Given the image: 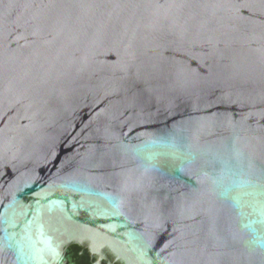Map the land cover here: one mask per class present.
Returning a JSON list of instances; mask_svg holds the SVG:
<instances>
[{
    "label": "water",
    "instance_id": "95a60500",
    "mask_svg": "<svg viewBox=\"0 0 264 264\" xmlns=\"http://www.w3.org/2000/svg\"><path fill=\"white\" fill-rule=\"evenodd\" d=\"M264 264V0H0V264Z\"/></svg>",
    "mask_w": 264,
    "mask_h": 264
},
{
    "label": "flooded vegetation",
    "instance_id": "af4514ba",
    "mask_svg": "<svg viewBox=\"0 0 264 264\" xmlns=\"http://www.w3.org/2000/svg\"><path fill=\"white\" fill-rule=\"evenodd\" d=\"M73 246L70 247V253L74 264H124L107 250H91L87 247Z\"/></svg>",
    "mask_w": 264,
    "mask_h": 264
},
{
    "label": "trees",
    "instance_id": "16d2710c",
    "mask_svg": "<svg viewBox=\"0 0 264 264\" xmlns=\"http://www.w3.org/2000/svg\"><path fill=\"white\" fill-rule=\"evenodd\" d=\"M77 245H74L73 247H76Z\"/></svg>",
    "mask_w": 264,
    "mask_h": 264
}]
</instances>
